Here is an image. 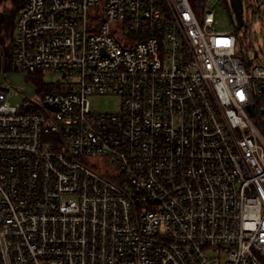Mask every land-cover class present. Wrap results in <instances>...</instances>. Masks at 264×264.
<instances>
[{
  "label": "built area",
  "instance_id": "1",
  "mask_svg": "<svg viewBox=\"0 0 264 264\" xmlns=\"http://www.w3.org/2000/svg\"><path fill=\"white\" fill-rule=\"evenodd\" d=\"M22 1L11 68L63 81L0 83V264H264V0Z\"/></svg>",
  "mask_w": 264,
  "mask_h": 264
},
{
  "label": "rangeland",
  "instance_id": "2",
  "mask_svg": "<svg viewBox=\"0 0 264 264\" xmlns=\"http://www.w3.org/2000/svg\"><path fill=\"white\" fill-rule=\"evenodd\" d=\"M11 0H0V12L12 6ZM207 6L214 11V25L218 29H234L235 15L232 5L229 0H208ZM246 8V5H245ZM246 18V17H245ZM248 23V22H247ZM262 23L260 20L256 22L250 21V35L245 39L244 28L238 30L242 37V42L253 54L254 50H258L260 58L259 62L264 61V30H261ZM41 81L42 84L38 83ZM63 81L62 76L54 72L29 73L26 71H17L12 68H0V83L9 86L11 92L8 97V102L11 105H19L27 98H34L41 93V90L50 89L51 85L58 84ZM47 83V84H46ZM48 87V88H46ZM44 88V89H43ZM91 106L96 111L114 110L118 99L113 96H98L90 97ZM84 161L93 165L98 171L109 173L117 172V167L110 163L108 156H92L85 157Z\"/></svg>",
  "mask_w": 264,
  "mask_h": 264
},
{
  "label": "trees",
  "instance_id": "3",
  "mask_svg": "<svg viewBox=\"0 0 264 264\" xmlns=\"http://www.w3.org/2000/svg\"><path fill=\"white\" fill-rule=\"evenodd\" d=\"M12 6L0 12V68H11L12 41L14 33V18L16 10L22 5V0H11ZM36 81L42 84L41 81Z\"/></svg>",
  "mask_w": 264,
  "mask_h": 264
},
{
  "label": "water",
  "instance_id": "4",
  "mask_svg": "<svg viewBox=\"0 0 264 264\" xmlns=\"http://www.w3.org/2000/svg\"><path fill=\"white\" fill-rule=\"evenodd\" d=\"M202 1V0H201ZM232 8L235 13V19L237 21V26L241 27L243 25V18H242V1L241 0H230ZM15 67V66H14ZM46 106L50 108H56L55 105L46 103ZM250 107V106H249Z\"/></svg>",
  "mask_w": 264,
  "mask_h": 264
}]
</instances>
